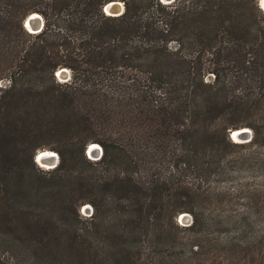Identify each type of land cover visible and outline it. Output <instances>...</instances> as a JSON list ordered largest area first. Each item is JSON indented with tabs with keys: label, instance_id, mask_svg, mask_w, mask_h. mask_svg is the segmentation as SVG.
I'll use <instances>...</instances> for the list:
<instances>
[{
	"label": "trees",
	"instance_id": "16d2710c",
	"mask_svg": "<svg viewBox=\"0 0 264 264\" xmlns=\"http://www.w3.org/2000/svg\"><path fill=\"white\" fill-rule=\"evenodd\" d=\"M109 1L0 0V264H264V184L219 183L236 165L264 182V12L256 0H116L112 16ZM32 12L37 33L23 26ZM239 127L244 143L228 137ZM30 132L58 134L52 172H79L87 226L25 203L46 174L21 147ZM82 162L103 170L84 175Z\"/></svg>",
	"mask_w": 264,
	"mask_h": 264
},
{
	"label": "rangeland",
	"instance_id": "374dc122",
	"mask_svg": "<svg viewBox=\"0 0 264 264\" xmlns=\"http://www.w3.org/2000/svg\"><path fill=\"white\" fill-rule=\"evenodd\" d=\"M175 46L176 44L174 42L170 43L171 48H174ZM65 69L67 72L65 73V75L60 76L61 78H58L55 75L57 80L60 82H66L70 79V78L67 79L68 77H70V70L68 68H65ZM212 77H213L212 74H207L204 76V80L210 81L212 80ZM0 84L3 86H6L8 85V80H2ZM30 133H31L32 140L31 141L28 140L21 145V147L24 149V154L26 158H28V156L31 154L32 151L39 152L43 150H48V151L50 150L53 153L58 154L56 150L52 149L53 146H56V147L60 146L59 142L61 139L58 137V134L43 135L42 133L40 134L33 133V132H30ZM232 142H235V141H232ZM95 143L99 144L97 142H92V144H95ZM236 143H244V142L239 141ZM231 149L238 151V153H246V150L241 149V148H231ZM254 154H256L255 160H258L260 158L259 154H264V145L259 148H256ZM86 157H88L91 160L99 159L96 157L90 158V156L88 155ZM59 161H60V157L58 154V162L54 167H51V168L42 167L41 168L35 163L34 156H33V162L35 163V165H37L41 170H43L46 173V174H43L44 178L42 180L43 183L41 185V189L43 190V193L38 194V198L36 199L33 198L32 206L30 205L29 198H26L25 203L29 206L30 209L40 211L47 218L49 217L54 223H57L61 226L69 227L72 224H76L79 227L87 226L89 215L93 212V207L91 203L88 201L92 198V195L90 194L88 187H82V188L77 187L75 180L76 178L79 179V172L76 170H73V171L67 170V166H66L67 164H64L63 171L56 172V173L52 172L54 170L53 168H55L59 164ZM82 167L80 168V170L84 172V175H89L91 173H94V170L92 168L96 169L95 173L103 170L101 166H96L94 163L89 164L87 162H82ZM227 176L228 177H224L227 179L223 181H219V183H220V186H226V187H229V189L235 188V185L237 184L236 182L238 181L247 182L251 186L254 185L255 188L261 187L264 184L262 177H261V172L257 168H251L250 165H246V166L236 165L233 173ZM186 180L187 182H190L193 184H196L198 181L191 176L186 177ZM210 180H211L209 182L210 186L218 183L216 177H211ZM238 194L242 196L243 192H240ZM246 202H247L246 198L244 197L238 198V199L234 198V200L231 202L230 209L234 211H239L244 208ZM74 208H76L78 212L81 214V218L79 219V222L76 221V218L73 212ZM181 215H184V216L182 217ZM176 222L177 224H180L182 226L188 225L190 223L189 214L187 212H181L180 215L179 214L177 215ZM6 256L10 258L9 254H6Z\"/></svg>",
	"mask_w": 264,
	"mask_h": 264
},
{
	"label": "water",
	"instance_id": "95a60500",
	"mask_svg": "<svg viewBox=\"0 0 264 264\" xmlns=\"http://www.w3.org/2000/svg\"><path fill=\"white\" fill-rule=\"evenodd\" d=\"M161 3H169L173 0H159ZM258 7L264 12V0H256ZM103 12L106 15H112V16H116V15H120L123 10H124V5L120 2V1H109L106 4L103 5L102 7ZM34 14H37L38 16H33ZM27 24H31L33 27V31H30V29L28 28ZM43 18L36 12H32L30 13L24 20H23V26L31 33H37L39 31H41V29L43 28ZM65 67H61L59 69H62ZM55 75L58 77L57 72L55 73ZM63 75H65V73H63ZM59 78V77H58ZM70 77H68L67 79H69ZM245 128V129H244ZM228 137L234 141L233 139H237L238 141L235 142H246L251 138V132L248 128L246 127H239V128H235V129H230L228 131ZM96 144V143H95ZM37 153V152H36ZM35 153L34 155V161H37L36 157L37 154ZM57 156L56 162L54 163V166L57 164L58 162V154L55 153ZM86 154L88 156L91 157H96V158H100V156L102 155V148L99 144H96L95 147L90 148V145L87 146L86 148ZM53 166V167H54ZM184 216V215H181ZM180 217V216H179Z\"/></svg>",
	"mask_w": 264,
	"mask_h": 264
},
{
	"label": "bare ground",
	"instance_id": "6f19581e",
	"mask_svg": "<svg viewBox=\"0 0 264 264\" xmlns=\"http://www.w3.org/2000/svg\"><path fill=\"white\" fill-rule=\"evenodd\" d=\"M33 16H38L37 14H34L33 13ZM27 26H28V28L30 29V31H33L32 29H33V27H32V25L31 24H27ZM67 71H66V69L64 70V69H59L58 71H57V75H58V77L59 78H61L60 76H62L63 75V73H66ZM63 78V77H62ZM245 129V128H244ZM234 141H238L237 139H233ZM96 146V144H90V148H93V147H95ZM37 159V161H35L36 162V164L38 165V166H40L41 168L43 167V168H51V167H53L54 166V163L56 162V159H57V156H56V154L55 153H53L52 151H48V150H44V151H39L38 153H37V157H36ZM183 217V216H182ZM183 219V218H182ZM181 220V219H180Z\"/></svg>",
	"mask_w": 264,
	"mask_h": 264
}]
</instances>
